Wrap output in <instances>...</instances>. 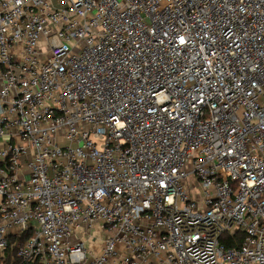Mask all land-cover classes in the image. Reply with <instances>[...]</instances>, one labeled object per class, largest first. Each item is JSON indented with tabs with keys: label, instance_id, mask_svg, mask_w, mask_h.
<instances>
[{
	"label": "built area",
	"instance_id": "2783aa9c",
	"mask_svg": "<svg viewBox=\"0 0 264 264\" xmlns=\"http://www.w3.org/2000/svg\"><path fill=\"white\" fill-rule=\"evenodd\" d=\"M27 230L9 264H264V0H0V260Z\"/></svg>",
	"mask_w": 264,
	"mask_h": 264
},
{
	"label": "trees",
	"instance_id": "16d2710c",
	"mask_svg": "<svg viewBox=\"0 0 264 264\" xmlns=\"http://www.w3.org/2000/svg\"><path fill=\"white\" fill-rule=\"evenodd\" d=\"M32 230H27L26 232L20 233L16 236H11L9 241V247L7 248L4 260H0V264H9L11 262L17 261V250L21 244H23L27 238L31 235ZM228 237H223V241L228 246H235L241 242L244 237V233L241 231L229 232ZM37 264V263H36Z\"/></svg>",
	"mask_w": 264,
	"mask_h": 264
},
{
	"label": "crops",
	"instance_id": "0c3cea01",
	"mask_svg": "<svg viewBox=\"0 0 264 264\" xmlns=\"http://www.w3.org/2000/svg\"><path fill=\"white\" fill-rule=\"evenodd\" d=\"M106 236V231L98 228L96 231H94V235L90 234L88 230H85L83 235H79V237L73 236L72 239L73 241L83 240L85 245L90 246V248H92L94 251L99 252ZM109 264H117V258H110Z\"/></svg>",
	"mask_w": 264,
	"mask_h": 264
},
{
	"label": "rangeland",
	"instance_id": "374dc122",
	"mask_svg": "<svg viewBox=\"0 0 264 264\" xmlns=\"http://www.w3.org/2000/svg\"><path fill=\"white\" fill-rule=\"evenodd\" d=\"M109 233H111V234H112L113 232H109ZM109 233H108V232H106V234H107V235H108Z\"/></svg>",
	"mask_w": 264,
	"mask_h": 264
}]
</instances>
